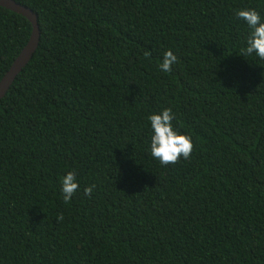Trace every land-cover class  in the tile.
<instances>
[{
	"label": "trees",
	"instance_id": "obj_1",
	"mask_svg": "<svg viewBox=\"0 0 264 264\" xmlns=\"http://www.w3.org/2000/svg\"><path fill=\"white\" fill-rule=\"evenodd\" d=\"M14 1L41 41L0 103V264H264V60L236 16L264 0ZM32 32L0 7V82ZM164 108L194 144L166 167Z\"/></svg>",
	"mask_w": 264,
	"mask_h": 264
},
{
	"label": "clouds",
	"instance_id": "obj_2",
	"mask_svg": "<svg viewBox=\"0 0 264 264\" xmlns=\"http://www.w3.org/2000/svg\"><path fill=\"white\" fill-rule=\"evenodd\" d=\"M238 19L242 20L250 29L247 38V46L243 49L244 56H255L264 60V17L255 9H244L236 12ZM149 53H145L148 57ZM179 62V58L171 50L163 55L158 67L161 72L171 73L173 66ZM150 127V155L162 166L176 164L181 159L189 160L194 149L191 135L183 134L176 128L174 121L176 113L171 108L161 109L157 113L148 116ZM79 189V182L75 172H68L61 180L60 193L65 203L71 202ZM95 185L84 189L85 195L92 197ZM60 220L63 217H59Z\"/></svg>",
	"mask_w": 264,
	"mask_h": 264
},
{
	"label": "water",
	"instance_id": "obj_3",
	"mask_svg": "<svg viewBox=\"0 0 264 264\" xmlns=\"http://www.w3.org/2000/svg\"><path fill=\"white\" fill-rule=\"evenodd\" d=\"M0 7L13 13L21 15L29 20L33 26L32 36L29 43L15 60L10 70L0 82V103L6 98L15 81L28 67L34 58L41 41V31L37 14L28 7L17 3L14 0H0Z\"/></svg>",
	"mask_w": 264,
	"mask_h": 264
}]
</instances>
